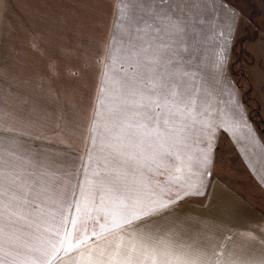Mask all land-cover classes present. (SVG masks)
<instances>
[{"label":"crops","instance_id":"1","mask_svg":"<svg viewBox=\"0 0 264 264\" xmlns=\"http://www.w3.org/2000/svg\"><path fill=\"white\" fill-rule=\"evenodd\" d=\"M240 17L228 0H0L4 264H264V207L213 177L225 137L264 197L228 72ZM76 45H102L80 125Z\"/></svg>","mask_w":264,"mask_h":264},{"label":"rangeland","instance_id":"2","mask_svg":"<svg viewBox=\"0 0 264 264\" xmlns=\"http://www.w3.org/2000/svg\"><path fill=\"white\" fill-rule=\"evenodd\" d=\"M240 12V21L235 44L232 47L229 63V75L241 90L243 101L247 106L250 120L253 121L264 142V0H228ZM102 45H76L77 70L81 77L72 80L74 87L73 100L77 102L76 116L72 113V121L82 124L94 93L96 79L100 78L97 68L82 66L89 54ZM117 45L113 51L116 63ZM7 49V46L5 47ZM90 63V61H88ZM95 82V83H94ZM62 89L68 88V81L62 77ZM94 86V87H93ZM69 111L62 114V141L66 137ZM4 140V139H3ZM64 148V147H63ZM213 177H219L237 190L248 200L264 207V197L260 194L257 184L244 167L234 148L225 137L217 148L216 166Z\"/></svg>","mask_w":264,"mask_h":264},{"label":"snow or ice","instance_id":"3","mask_svg":"<svg viewBox=\"0 0 264 264\" xmlns=\"http://www.w3.org/2000/svg\"><path fill=\"white\" fill-rule=\"evenodd\" d=\"M163 91H165V89H164L162 84H160L159 82H150V92L152 94L162 93ZM158 115H159V113H157V116ZM76 210L79 211L80 209L77 208ZM135 218H137V217L133 216V219H135ZM127 222H128V220L125 219L124 223H127ZM88 238L90 239L91 237H88ZM84 242L85 241H80V243H84ZM58 244H64V240H59V241H57L56 244H51L50 250L45 252V256H50V255L55 254L59 250L57 247ZM67 250L70 251L71 249H67ZM0 264H4V261L2 259H0ZM34 264H48V262L47 261H36V262H34Z\"/></svg>","mask_w":264,"mask_h":264}]
</instances>
